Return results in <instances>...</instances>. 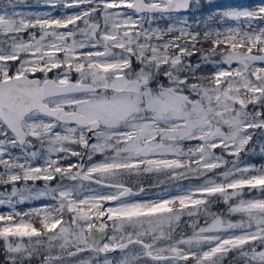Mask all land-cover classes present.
Returning a JSON list of instances; mask_svg holds the SVG:
<instances>
[{
    "label": "snow or ice",
    "instance_id": "1",
    "mask_svg": "<svg viewBox=\"0 0 264 264\" xmlns=\"http://www.w3.org/2000/svg\"><path fill=\"white\" fill-rule=\"evenodd\" d=\"M25 3L0 0V264H264V0Z\"/></svg>",
    "mask_w": 264,
    "mask_h": 264
},
{
    "label": "rangeland",
    "instance_id": "2",
    "mask_svg": "<svg viewBox=\"0 0 264 264\" xmlns=\"http://www.w3.org/2000/svg\"><path fill=\"white\" fill-rule=\"evenodd\" d=\"M215 2L217 4H221V5H225V4H241V3L251 4V3L258 2V0H245V1L215 0ZM17 7H18V10H21V11H24V12H39V11H47L48 10L47 8L38 6L37 3H36V0H26L25 4L18 5ZM69 11H71V10H69ZM56 14L59 15V12H57ZM197 59H198V57L193 58L192 62L195 63ZM217 151H219V150H217ZM251 162L255 163V164H260V163H264V160H261L259 157H256V158L251 159ZM198 182L199 181H196V180L192 181V183H198ZM183 183L187 184L188 182L184 181ZM37 184L42 186L43 182L42 181L41 182H37ZM2 190L3 189L0 188V191H2ZM34 203L35 204H39V203H42V202L37 201V202H34ZM27 207H29V205H18V208H27ZM7 210H8L7 208H0V211H7ZM186 218L187 217H185V219Z\"/></svg>",
    "mask_w": 264,
    "mask_h": 264
},
{
    "label": "trees",
    "instance_id": "3",
    "mask_svg": "<svg viewBox=\"0 0 264 264\" xmlns=\"http://www.w3.org/2000/svg\"><path fill=\"white\" fill-rule=\"evenodd\" d=\"M204 14L206 15L207 13L205 12ZM204 47L207 48V47H209V45L205 44ZM195 57H197V56H193L192 59ZM73 159H75V158H73ZM64 163L67 164V163H69V161H64ZM224 210H225V206L222 203L215 205L213 208V211H217V212H221ZM183 219L185 221L187 220V218L186 219L183 218ZM233 219H235V217H233ZM201 223H203V220H201ZM182 229L186 230L190 234V229H187L186 224H182Z\"/></svg>",
    "mask_w": 264,
    "mask_h": 264
},
{
    "label": "water",
    "instance_id": "4",
    "mask_svg": "<svg viewBox=\"0 0 264 264\" xmlns=\"http://www.w3.org/2000/svg\"><path fill=\"white\" fill-rule=\"evenodd\" d=\"M237 1H245V0H237Z\"/></svg>",
    "mask_w": 264,
    "mask_h": 264
}]
</instances>
